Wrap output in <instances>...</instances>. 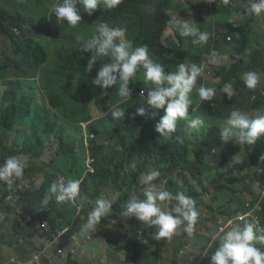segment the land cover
Masks as SVG:
<instances>
[{
  "label": "trees",
  "instance_id": "obj_1",
  "mask_svg": "<svg viewBox=\"0 0 264 264\" xmlns=\"http://www.w3.org/2000/svg\"><path fill=\"white\" fill-rule=\"evenodd\" d=\"M17 0H0V33L8 35L11 41V47L8 50L0 52V87L4 89L3 101L0 103V143L11 141V148L3 146V158L10 154H25L28 161V167L25 173V179L34 182L33 177L42 172L39 162H44L47 176L53 179L52 174H63L74 178L75 173L80 169H69L63 166V160L75 150L74 134L80 137V143L83 142L82 122L90 121L88 125L89 134L93 133V138H89V151L95 158L94 173H88L87 180L101 192L103 196L109 198L112 192L119 194L120 200L113 201V211L105 217L110 220L119 218L124 221L126 218H120L119 213L123 209L121 201L127 200V197L133 191L137 192L143 198V187L139 177L151 168L155 162L158 164L155 168L159 169L161 176L157 178L161 181L170 183L171 188L177 185V177L182 176L185 184L184 193L192 197L195 202H205L206 211L214 214L210 219L204 218V211L199 216L195 225L193 236L201 237L203 240H213L212 235L216 233L223 234L218 224L232 221L235 223H244L246 216L251 211H256L260 202L264 200V136L257 141L255 145H242V160L233 164V158L230 153L217 151L215 147L218 131L216 128L206 124L198 131L189 130L186 122L178 121L176 132L167 138L161 136L155 130L156 123L164 115L163 109L154 110L143 104L141 98L134 96L132 99L122 100L117 95L118 85L106 90L99 86L91 84L98 70L102 67L99 61L93 67L91 73H85L84 69L89 53H80L78 50L79 42L76 37L82 35L88 39L94 34L92 22L101 20L110 27H123L126 29V37L132 42L133 47L142 45L150 46L154 59L160 60L166 71H175L177 64L194 62L198 65L204 60V56L213 53L223 64L216 67L212 80L208 87H215L217 95L211 102H204L203 106L210 114L211 122L216 124L218 120H225L232 108H239L242 111H252L264 108V83L261 87L252 91L245 87L241 77L248 71H256L264 76V53H259L249 57L248 48L250 43L258 35L260 21L257 16L247 14L250 3L247 0H237L235 4L230 5L229 0L219 10V13L230 14L233 11H240L241 17L233 23L239 24L238 33L221 30L212 41H209L204 48L193 45L192 39H186L182 44V37L176 31L180 44L176 46L171 40L165 45L163 35L168 27V20L173 16V7L175 0H125V2L114 9L98 7L92 16L82 12V22L73 29L66 26L62 29L64 34L70 36L76 43L75 55L62 51L59 65L46 59H41L44 55L45 45L33 40H26L24 34L22 37H16L12 32V27H19L23 30V25L32 21L26 17L19 9L10 12ZM39 7L36 18L49 17L55 21L52 13L53 4L56 0H33ZM59 1L58 3H60ZM223 4V0L220 1ZM240 2H245V8L237 7ZM231 19V18H230ZM56 22V21H55ZM259 22V23H258ZM225 27L234 29L231 22L224 24ZM231 36V40L227 37ZM257 39V38H255ZM149 56L153 59L150 53ZM66 57V58H65ZM239 57V59H237ZM153 59V60H154ZM226 59L224 62L223 60ZM39 71L41 77L34 75ZM137 72L133 81H130L129 87L134 85L140 79V72ZM17 74L32 75L37 88L41 92L50 94L49 104L54 107L50 112L51 116L67 120V110L69 104H75L73 110L74 133L68 141L62 128H59L54 118L49 115V111L36 101V95L30 100L25 94H20L24 88L21 78L24 76ZM231 82L236 90V96L229 100L226 94L220 92L224 83ZM77 86V88H76ZM58 90L62 91L66 98L71 102L65 103L58 96ZM56 94V96H54ZM257 95L255 98L254 96ZM192 97H197V92L193 89ZM119 105L125 109L124 118L113 120L109 108ZM146 108L145 116H135L138 107ZM40 110V113L37 111ZM259 112H252L253 115ZM28 126V132L22 131V125ZM40 132V135L38 134ZM211 135V136H210ZM52 137L57 139L60 148L52 151L44 158V154L52 147H46L52 144ZM180 141H183L182 143ZM215 149L216 151H211ZM139 150L145 152L144 158L135 162V157ZM211 159H220L218 167L222 170L216 174H208L205 167L211 162ZM135 165L132 171L129 167ZM123 179L125 186L120 188L119 179ZM206 182H209L206 185ZM3 189V190H1ZM6 189V188H5ZM5 189L0 184V212L6 213L13 207L12 201H8ZM119 192V193H118ZM176 193L177 190H172ZM35 193V192H34ZM85 194L93 199L90 193L89 185L85 182ZM213 194V195H212ZM33 193H21L20 203L25 201L26 197L31 198ZM211 201L209 202V198ZM32 202H36L33 195ZM66 203L61 206L51 200L49 208L55 215L50 223L63 225L65 217L73 215L75 209L69 212L65 209ZM264 207V201H262ZM35 206V205H34ZM28 213H31V206L28 205ZM16 224L9 227L14 235H21L28 239V243L35 239L39 234L45 238L46 233L37 218L40 216H31L24 212L16 211ZM243 217V220L240 218ZM205 219V220H204ZM44 218L42 219V221ZM264 222V215L262 217ZM205 221L211 223L210 230L206 227ZM130 226L125 228L124 233L128 235V243L133 245L135 253L132 256L133 264H147L140 262L139 250L143 246V240L140 232L146 233L150 227H145L135 217H131ZM98 226L96 231L98 230ZM51 236V235H50ZM220 237V236H219ZM218 237V239H219ZM173 238V237H172ZM183 238H190L187 234L182 235L175 241L176 244L184 242ZM215 240V239H214ZM0 240V261L3 260L4 253ZM12 244L13 242L10 241ZM41 243V242H40ZM31 246L38 250L42 256V243ZM98 248V246H97ZM176 248V247H175ZM173 250L170 264H177L178 248ZM22 261L29 255L27 249H17ZM148 264H161L159 260V251L150 245H147V252L144 254ZM42 260L46 261L45 258ZM47 262V261H46ZM44 262V264H46ZM66 264H80L73 253L67 256Z\"/></svg>",
  "mask_w": 264,
  "mask_h": 264
},
{
  "label": "clouds",
  "instance_id": "obj_2",
  "mask_svg": "<svg viewBox=\"0 0 264 264\" xmlns=\"http://www.w3.org/2000/svg\"><path fill=\"white\" fill-rule=\"evenodd\" d=\"M27 0H17L10 12L15 9H19L26 17L32 19L30 21L36 27L41 25L43 20H48L49 24L53 26L50 30L48 38L37 41L36 27L30 29L26 28L25 23L23 30L19 27H12V32L16 37H22L23 34L26 40H33L34 42L44 43L45 53L41 55V59L54 61L58 65L62 63L60 55L62 51H67L69 54L75 55L76 43L68 35L62 31L66 26L68 29H73L82 22L81 12L86 13L88 16H92L98 7L114 9L121 6L125 0H59L60 3H56L51 10L55 16V21L49 17L36 18V14L40 11L38 5L25 6L24 3ZM175 0L176 5L173 7V16L168 20V27L163 35V42L165 45L169 44L171 40L176 46L180 44V41L176 35V31L182 37V44L184 45L186 39H192V44L203 47L214 39V37L221 31H232L238 33L239 24L233 23L228 14L219 13L222 6L227 4L229 0ZM237 0L229 2L230 5L235 4ZM250 3L247 9V14L257 16L260 21V29L258 35L264 29V23H262V17H264V0H247ZM223 14V16H219ZM226 16V17H224ZM231 22L234 29L225 27L224 24ZM61 24L58 28V25ZM93 32L90 38L84 39L82 35L77 36L76 39L79 42L78 50L82 53H89L90 56L85 66V73H91L93 67L99 61V65L102 67L98 70L96 76L91 79V84L99 86L101 89L106 90L118 85L117 95L122 100L132 99V91L134 90V96L137 95L142 99L143 104L148 108L154 110L163 109L164 115L155 125V130L161 136L171 137V134L176 132L178 121H185L189 129L199 131L205 125V119L203 116H195L196 113L193 109H189L193 104L191 93L194 87L197 88V97H193L195 100L201 101V107L205 105L204 102H211L217 95L215 87H208V83L212 80L216 67L222 64V61L213 53L204 56V60L198 63H179L176 66L175 71H166L165 67L160 60L154 59V55L151 48L147 45L139 47H133L132 42L126 37V29L123 27H110L108 23L101 20H94L92 22ZM58 28V30H57ZM167 29H171L172 36L165 37ZM57 31L55 39L50 42V37ZM257 35V36H258ZM257 36L255 38H257ZM253 38L250 43L248 52L249 57L264 53V45L257 39ZM231 40V36L227 37ZM4 40L8 49L11 47V41L8 35L0 33V50L1 46H4ZM7 49V50H8ZM150 53L153 59L149 56ZM1 52V51H0ZM66 58V57H65ZM239 59V57H237ZM140 79L134 85L129 87L130 81L136 77L137 72L140 70ZM24 76L22 79L24 88L20 91V94H25L31 100L36 95V101L39 105L43 106L50 112L54 109L49 104L50 94L48 92H41L34 82L32 75L17 74ZM41 77L40 72L37 70L34 74ZM199 82L197 78L201 77ZM246 88L256 91L262 83H264V76L261 77V73L256 71H248L242 74L241 77ZM77 88V86H76ZM4 89L0 87V103L3 101ZM222 94H226L227 98L231 100L236 96V90L231 82H226L220 88ZM58 96L65 103L71 102V99L65 97L62 91L58 90ZM264 95V89L262 90ZM56 96V94H54ZM257 95L254 96V98ZM41 111L38 110L37 113ZM111 118L118 120L124 118L125 109L118 104L109 108ZM252 112H259L253 115ZM146 108L144 106L136 109L135 116H145ZM54 118L59 128L63 129L66 137L65 141H68L70 135L69 126L74 121ZM90 123V121H84ZM82 122V125L83 123ZM213 123V122H212ZM220 130V139L224 143L229 141L234 142L237 145H255L258 140L264 136V108L242 111L239 108H232L225 120L221 119L216 121V124ZM88 125H83V137L91 135L88 132ZM217 129V127L214 126ZM218 131V129H217ZM40 135V132L38 133ZM219 136V133H218ZM93 138V135L92 137ZM11 141L0 143V149L3 150V146L11 148ZM181 143L183 141H180ZM86 144L89 145L88 139ZM46 147H52L53 150L48 149L47 154H51L52 151H57L60 148L59 141L52 137V144ZM211 151H216L215 149ZM237 158L238 156L235 155ZM91 163L88 166L91 168L88 170L82 180L67 177L63 174H50L53 175V179L47 176V171L44 162H39L38 165L45 172L40 192L34 202V211L32 209V197L34 193V184L37 182V173L33 180L25 179L26 169L28 167V161L25 156L21 154H10L3 158L0 151V184L5 189L6 197L13 195L15 200L12 201L13 207L11 210H7L6 214H15L16 211L24 212L31 216H40L37 218L42 227L46 230L47 234L45 238L39 234L35 239L28 243V239L19 236V240L16 241L17 249H27L29 257L26 261H22L14 256L6 257L4 254L3 260L0 264H40L41 257L37 249H34L31 244L34 241L39 240L46 243V247L43 248L42 254H47L46 264H61L66 257V252H77L78 248H83L81 245L88 237L90 249L97 252V246L101 247L103 239V230L98 229L101 220L107 217L113 211V201L120 200L115 194L111 193L109 198L101 197L95 200L86 196L85 194V182L88 173H94L95 158L88 157ZM264 160V157L261 158ZM141 179L139 177L141 185L144 186L143 198L133 191L127 200L121 201L123 209L119 213L120 218L135 217L145 227H150L148 231H155L154 238L160 240L161 238L171 240L173 236L179 235V229L182 228L183 233L188 237H192L195 233V225L200 216V212L196 207L195 200L184 194L188 193L184 189V185L178 188V192L173 193L168 190H164L162 187H157L151 184L153 180H158L161 176L159 169L153 165V170ZM145 173V172H144ZM178 178V177H177ZM58 179V180H57ZM183 182V181H182ZM125 184H123V187ZM33 193L31 198L26 197L25 201L20 203L21 193L24 192ZM264 195V189H263ZM119 193V192H118ZM120 194V193H119ZM86 198V202H82ZM55 201L58 205L69 203L65 206V209L69 212L76 210L73 215L65 217L63 225H57L50 223L53 218V211L49 208L50 201ZM264 201V200H262ZM260 202V206L256 205L258 210L251 211L247 214L244 223H235L232 221L228 223H222L218 220L220 225L219 229L223 234L216 233L212 235V238L219 237V246L215 248L214 253L211 255L210 264H264V222L262 217L264 215V207ZM123 202H126L123 205ZM91 204V205H90ZM28 205L31 206V213H28ZM44 206V208H43ZM16 215V214H15ZM44 220L42 221V219ZM119 218H112L109 220L111 223H117ZM243 220V217L240 218ZM9 223L6 219V224ZM13 225V224H12ZM11 225V226H12ZM9 226V227H11ZM81 226V227H80ZM147 231V232H148ZM142 233V232H140ZM51 235V236H50ZM141 237V236H140ZM184 242L178 250L177 264L182 263V252L186 250L188 244L191 243V238H183ZM214 240V239H213ZM50 244L47 245V243ZM146 245V246H145ZM53 246V247H51ZM135 253V248H133ZM147 252V244L143 243L142 248L139 250L140 262H147L144 254ZM4 253V252H3ZM186 254V253H185ZM187 255V254H186ZM207 256V254H205ZM76 260L79 262L77 257ZM67 259V257H66ZM66 264V262H65ZM116 264H124L122 261H117ZM132 257H131V263Z\"/></svg>",
  "mask_w": 264,
  "mask_h": 264
},
{
  "label": "rangeland",
  "instance_id": "obj_3",
  "mask_svg": "<svg viewBox=\"0 0 264 264\" xmlns=\"http://www.w3.org/2000/svg\"><path fill=\"white\" fill-rule=\"evenodd\" d=\"M59 0H56V2L52 5L54 6ZM35 2L33 0H27L24 5L28 6V8L32 5H34ZM237 7H240L241 9L245 8V2H240ZM82 14V12H81ZM220 17L223 16V14L219 15ZM230 18L232 21H237L240 19L241 17V12L239 11H233L229 14ZM226 17V16H224ZM262 23H264V17H262ZM259 23V22H258ZM61 24L58 25V28ZM26 28L30 29L32 27H36L33 23L28 22L25 25ZM57 28V30H58ZM261 28V27H260ZM259 28V29H260ZM36 29L38 30L37 32V41H41L44 40L46 38H48L49 32L50 30L53 29V26L49 24L48 20H43L41 22V25L36 27ZM258 29V30H259ZM57 31H55L52 36L50 37V42H51V46H52V41L55 39ZM173 32L171 29H167L166 33H165V37L167 36H172ZM258 40L264 45V29L263 31L260 33V35L257 36ZM8 46L6 45V41L4 40V46H1V50H7ZM226 59L223 60V62ZM223 64V63H222ZM201 77L197 78V82L200 81ZM197 88L194 87V90L196 91ZM192 100H193V104L192 106H190L189 109H193V112L196 113L195 116H203V118L205 119V124L209 127H217L218 129V133L219 136L216 139V143H215V147L217 148V151H222L221 154L223 153H230L232 154V156L237 155V158H233L232 163L236 164L239 163L242 160V150H241V146L242 145H237L232 141H229L228 143H224L221 141L220 139V130L219 127L217 125H214L211 120H210V114L209 112L201 107V101L200 100H195L192 96H191ZM75 109V104H69L68 106V110H67V120H72L73 119V110ZM24 125H22L23 130L22 131H27L28 132V126L26 124V122L24 123ZM84 126H87L88 123L84 122L83 123ZM70 129V136L74 133V128H73V124L69 126ZM191 130V129H189ZM198 132V131H197ZM84 134H86V131L83 132ZM93 133L89 136L92 137ZM211 136V135H210ZM88 137H83V142L81 144L80 140L81 137L75 133L74 134V145H75V150L73 152H71L66 158L65 160H63V166H66L69 169H75L76 167H78L80 169L79 172H76L75 175V179H79L80 181L82 180L84 174L90 170L91 168L88 166V163H91L90 159L88 157H90L91 159L93 158L90 154L89 151V145L86 144L87 139L89 140ZM11 143V142H10ZM0 151L2 152V149H0ZM22 156H26L25 154H21ZM145 156V152L143 150H139L137 153V156L135 157V162H139L141 161ZM212 161L208 163V165L205 167V171L208 174H216L217 172H220L222 169L220 167H218V164L220 163V159H211ZM158 163L155 162L154 163V167L157 165ZM135 165H133L132 167H129V170L132 171L134 169ZM151 170H153V166L151 167ZM150 171L149 168H147V171L145 173L142 174L141 179L143 180V178L147 175V173ZM45 172H43V174L39 173L37 176V182L36 184H34V191H35V197H37L38 193L40 192L41 189V185H42V181L44 178ZM182 176H179L176 181H177V185L175 188H171L170 183L166 182V181H161L158 182L156 179L153 180L151 182V184L156 185L157 187H162L164 190H168L171 191L176 189L178 192V188L179 186H181V183L183 185H185L182 182ZM58 180V179H57ZM83 182H86L89 185V189H90V193L92 194V197L94 199V205L93 208L95 207V200L97 198H101V197H105L103 195H101L102 193L99 191L91 184L90 181L88 180H84ZM123 184L124 181L123 179H119L118 181V185L120 188H123ZM209 182H206V185H208ZM3 190V189H1ZM0 190V191H1ZM188 191V190H187ZM113 194H115L114 192H112ZM118 197H120V194H116ZM213 195V194H212ZM209 198V202L211 201V197ZM8 201H14L15 198L13 195H10L7 198ZM82 202H86V198H84V200ZM126 202H123V205H125ZM91 205V204H90ZM34 203L32 205V209L34 211ZM196 207L200 212V216L203 214L204 211V218L205 219H210L212 216H214V214H211L209 212L206 211L207 209V205L205 202H200L198 200H196ZM44 208V206H43ZM16 215L15 214H6V213H2L0 212V240L2 241L1 245L3 248V252L6 255V257H11L14 256L16 258L20 259V254L17 250V245H16V241L15 240H19V234L18 235H14L13 231H10L9 226H11L12 224H16ZM6 219L9 223V226L5 225L6 224ZM204 219V220H205ZM130 221L131 218H126V220L124 221H120L118 220L117 223H111L108 219L103 218L101 220L100 225H98V229L103 230V239L104 241L101 243V247L97 248V252L95 250H91L89 245V240L88 237H85V240L83 241V244L81 245V247L83 248H78L77 252L74 253V256L77 257V259L79 260L80 264H116L117 261H122L124 264H128L131 263V257L134 255L133 252V245H131L130 243H128V235H126L124 233L125 228L128 229L130 226ZM205 225L206 227L210 230L211 228V223H208L205 221ZM81 227V226H80ZM180 232L179 235H175L173 236V238L171 240H167L164 238H161L160 240H157L154 238L155 235V231H148L146 233H140L139 235L141 236V239L143 240V243L150 245L152 247H155L158 251H159V260L161 262V264H170V259L173 256V250L175 248V250L178 248H180V246L182 244H176L175 241L182 235L183 231L182 228L178 230ZM191 238V243L188 244V247L186 250L181 251L182 252V263L181 264H210V258L211 255L214 253L215 248L219 246V239L218 236L216 238H214L215 240H203L201 237L198 236H192ZM10 241H12L13 243L11 244ZM39 240H36L33 242L37 243V246H40L42 243V247L45 248L46 247V243L41 242ZM50 244V242L47 243V245ZM146 246V245H145ZM53 247V246H51ZM32 250H35L32 249ZM41 250V247L38 249ZM187 255H186V254ZM205 254H207V256H205ZM66 257L68 255V252H66ZM66 257L64 258L63 262L61 264H65L66 262ZM43 258H47V254H42L41 256V263L40 264H44V260H42ZM26 261V260H24ZM28 264H29V260H28ZM38 264V263H37Z\"/></svg>",
  "mask_w": 264,
  "mask_h": 264
}]
</instances>
